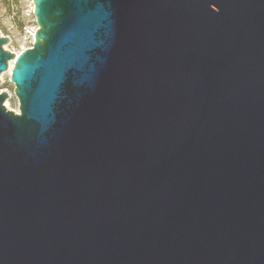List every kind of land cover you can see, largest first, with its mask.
<instances>
[{"label": "water", "instance_id": "obj_1", "mask_svg": "<svg viewBox=\"0 0 264 264\" xmlns=\"http://www.w3.org/2000/svg\"><path fill=\"white\" fill-rule=\"evenodd\" d=\"M32 2L0 264H264V0Z\"/></svg>", "mask_w": 264, "mask_h": 264}, {"label": "rangeland", "instance_id": "obj_2", "mask_svg": "<svg viewBox=\"0 0 264 264\" xmlns=\"http://www.w3.org/2000/svg\"><path fill=\"white\" fill-rule=\"evenodd\" d=\"M36 28L32 0H0V35L9 38V42L3 45L4 49L19 53L30 48ZM0 76V93L6 91L10 96L4 104L17 112L18 99L10 82V72H2Z\"/></svg>", "mask_w": 264, "mask_h": 264}, {"label": "bare ground", "instance_id": "obj_3", "mask_svg": "<svg viewBox=\"0 0 264 264\" xmlns=\"http://www.w3.org/2000/svg\"><path fill=\"white\" fill-rule=\"evenodd\" d=\"M16 54H18V53H16ZM8 65H9V69L7 70L8 72H11V69H12V67H13V65H14V60H12V61H10L9 63H8ZM1 77V76H0Z\"/></svg>", "mask_w": 264, "mask_h": 264}]
</instances>
